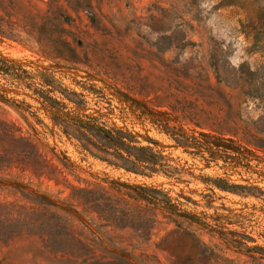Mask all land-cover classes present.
Returning <instances> with one entry per match:
<instances>
[{
	"label": "rangeland",
	"instance_id": "rangeland-1",
	"mask_svg": "<svg viewBox=\"0 0 264 264\" xmlns=\"http://www.w3.org/2000/svg\"><path fill=\"white\" fill-rule=\"evenodd\" d=\"M27 1L40 14H51L60 6L63 24L77 38L74 45L86 51L94 68L107 77L65 69L6 40L0 41V57L28 70L51 71L87 100L84 108L67 104L62 113L100 116L185 173L178 179L140 177L79 154L40 96L0 80V94L12 102L0 101V151L13 157L9 169H0V201L27 203L23 196L31 192L63 199L71 184L108 185L110 180L152 184L166 189L187 211L209 220L214 237L200 238L216 252L226 247L222 255L227 260H208L201 242L172 224H160L146 241L79 209L72 230L87 244L86 255L54 253L37 234L19 233L0 240V264H228V256L246 259L223 243L234 230L252 236L250 246L264 247V149L253 143L264 145V0H89L90 9H72L67 0ZM78 84L96 91H82ZM115 88L126 92L129 88L131 95L160 111L174 107L179 114L184 108L185 114L224 132L253 155L240 148L247 160L237 163L209 162L189 154ZM16 104H21L23 115ZM185 122L184 129L194 127ZM28 149L57 168L56 178L30 171L21 154ZM203 176L247 186L249 193L222 191L203 183Z\"/></svg>",
	"mask_w": 264,
	"mask_h": 264
},
{
	"label": "trees",
	"instance_id": "trees-1",
	"mask_svg": "<svg viewBox=\"0 0 264 264\" xmlns=\"http://www.w3.org/2000/svg\"><path fill=\"white\" fill-rule=\"evenodd\" d=\"M67 4L72 9L91 7L89 0H67ZM61 17L60 6L51 14H40L31 8L27 0H0V41L18 43L65 69L77 70L87 76L107 77L94 68L86 51L77 49L73 43L77 38L65 27ZM0 80L15 88H30L40 96L50 107L52 121L74 144L79 154L140 177L161 175L178 179L185 173L159 151L144 145L129 131L100 116H69L62 113L67 104L84 108L87 100L81 91L63 83L51 71L45 68L28 70L0 57ZM78 87L90 93L96 91V88L90 85L78 84ZM115 91L136 108L141 116L159 126L176 145L186 147L184 151L189 154L206 157L209 162L216 159L228 162V159H231L237 163L247 160L240 148L253 155L234 139L226 137L224 132L210 128V125L185 114L184 108H180L179 114L174 107H171V112L160 111L131 95L129 88L127 92L119 88H115ZM56 94L59 96H55ZM0 101L12 103L2 94ZM16 107L22 115L25 113L21 104H16ZM186 120L194 127L184 129ZM40 123L47 128L44 122ZM253 141L255 147L264 149V145L257 142L258 140ZM21 154L35 176L56 178L57 168L32 149L22 150ZM12 162L13 157L9 152L0 151V169H9ZM203 179V183L211 184L222 191L249 193L247 186L230 183L221 177L203 176ZM69 187L70 192L63 199L31 192L30 196H23L27 203L0 201V240L5 241L19 233L37 234L50 251L80 258L86 255L88 250L87 244L72 230L73 218H78L80 209L92 214L106 226L131 230L137 237L146 241L160 224H172L174 228L195 236L205 247L208 260L215 257L227 260L222 255L226 247L218 248L216 252L200 238L203 234L208 235L209 240L214 237L216 231L209 220L202 218L203 215L201 217L187 211L181 201L173 198L162 187L117 180H110L108 185L71 184ZM248 242H254V238L248 234L235 230L228 233V239H223V243L228 245V250L246 257L241 260L228 256V264H264V247L250 246Z\"/></svg>",
	"mask_w": 264,
	"mask_h": 264
}]
</instances>
